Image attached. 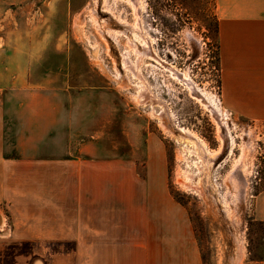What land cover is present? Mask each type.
I'll return each instance as SVG.
<instances>
[{
    "label": "rangeland",
    "instance_id": "obj_1",
    "mask_svg": "<svg viewBox=\"0 0 264 264\" xmlns=\"http://www.w3.org/2000/svg\"><path fill=\"white\" fill-rule=\"evenodd\" d=\"M138 2L137 14L128 0L0 1V104L13 90L51 92L73 133L106 134L102 158L129 154L143 176L160 175L163 221L174 205L192 222L203 264L263 262L253 201L264 146L253 123L222 107L215 1ZM0 214V264L59 260L43 253L62 254V221Z\"/></svg>",
    "mask_w": 264,
    "mask_h": 264
},
{
    "label": "crops",
    "instance_id": "obj_2",
    "mask_svg": "<svg viewBox=\"0 0 264 264\" xmlns=\"http://www.w3.org/2000/svg\"><path fill=\"white\" fill-rule=\"evenodd\" d=\"M214 1L222 107L253 123L264 146V0ZM54 97L13 90L1 101L0 212L11 221H62V254L43 253L59 259L52 264H203L192 222L178 221L174 205L163 221L160 175L143 176L128 155L102 158L106 134L77 136ZM253 215L264 228V187Z\"/></svg>",
    "mask_w": 264,
    "mask_h": 264
},
{
    "label": "bare ground",
    "instance_id": "obj_3",
    "mask_svg": "<svg viewBox=\"0 0 264 264\" xmlns=\"http://www.w3.org/2000/svg\"><path fill=\"white\" fill-rule=\"evenodd\" d=\"M128 1H129V3L132 4V6H133V8H134V11L138 14V12H140V10H141V9H140L141 7H139V6H141V5L139 4L138 0H128ZM136 16H138V15H136ZM137 28H138V27H136V29H137ZM144 42H145V43H144V45H143V48H144L145 53L142 54L143 56H144V55H147V54L149 53V50L151 49L147 38H144ZM136 74H137V73H136ZM203 96H204V98H205V101H206L208 104H212V105H214L218 110L220 109V107H219L217 101L214 100V98H212V97H210V96H206L205 94H203ZM201 99H203V98H201ZM210 106H211V105H210ZM181 132H182V131H181ZM182 134H184L185 136H189L191 139H192V138L195 139L197 142H199V143H201V144L203 145V142H201L197 136H195V135H193V134H191V133H188V132H182ZM195 140H194V141H195ZM193 143H194V142H193ZM195 145L197 146L198 143H195ZM197 147H198V146H197ZM3 224H4V221H1V222H0V226H1L0 229H3V227H4Z\"/></svg>",
    "mask_w": 264,
    "mask_h": 264
},
{
    "label": "trees",
    "instance_id": "obj_4",
    "mask_svg": "<svg viewBox=\"0 0 264 264\" xmlns=\"http://www.w3.org/2000/svg\"><path fill=\"white\" fill-rule=\"evenodd\" d=\"M216 35H217V33H218V26H217V22H216ZM219 50V49H218ZM218 58H219V51H218Z\"/></svg>",
    "mask_w": 264,
    "mask_h": 264
},
{
    "label": "flooded vegetation",
    "instance_id": "obj_5",
    "mask_svg": "<svg viewBox=\"0 0 264 264\" xmlns=\"http://www.w3.org/2000/svg\"><path fill=\"white\" fill-rule=\"evenodd\" d=\"M131 155L128 154V157H130Z\"/></svg>",
    "mask_w": 264,
    "mask_h": 264
}]
</instances>
